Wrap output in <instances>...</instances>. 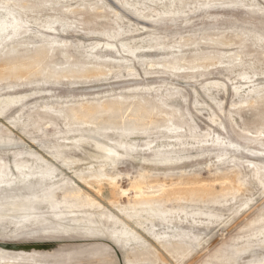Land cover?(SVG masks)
I'll return each instance as SVG.
<instances>
[{"label": "rangeland", "instance_id": "obj_1", "mask_svg": "<svg viewBox=\"0 0 264 264\" xmlns=\"http://www.w3.org/2000/svg\"><path fill=\"white\" fill-rule=\"evenodd\" d=\"M0 264H264V0H0Z\"/></svg>", "mask_w": 264, "mask_h": 264}, {"label": "water", "instance_id": "obj_2", "mask_svg": "<svg viewBox=\"0 0 264 264\" xmlns=\"http://www.w3.org/2000/svg\"><path fill=\"white\" fill-rule=\"evenodd\" d=\"M33 246H36V245H33ZM2 247H6V248H9V247H13V246H11V245H7V244H5V245H2Z\"/></svg>", "mask_w": 264, "mask_h": 264}]
</instances>
